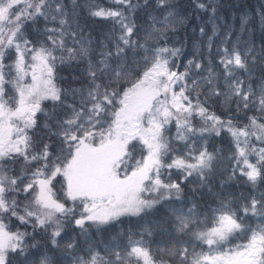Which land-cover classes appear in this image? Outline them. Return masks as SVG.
Returning a JSON list of instances; mask_svg holds the SVG:
<instances>
[{
  "label": "snow or ice",
  "instance_id": "obj_1",
  "mask_svg": "<svg viewBox=\"0 0 264 264\" xmlns=\"http://www.w3.org/2000/svg\"><path fill=\"white\" fill-rule=\"evenodd\" d=\"M0 264H264V0H0Z\"/></svg>",
  "mask_w": 264,
  "mask_h": 264
},
{
  "label": "trees",
  "instance_id": "obj_2",
  "mask_svg": "<svg viewBox=\"0 0 264 264\" xmlns=\"http://www.w3.org/2000/svg\"><path fill=\"white\" fill-rule=\"evenodd\" d=\"M226 3L229 4H246V5H255L256 0H225ZM105 27V25H97V30H102Z\"/></svg>",
  "mask_w": 264,
  "mask_h": 264
}]
</instances>
